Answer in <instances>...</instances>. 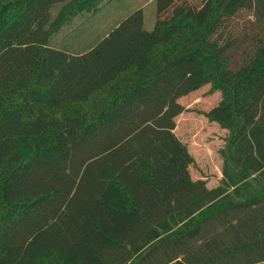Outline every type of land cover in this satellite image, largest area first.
<instances>
[{
    "label": "trees",
    "instance_id": "obj_1",
    "mask_svg": "<svg viewBox=\"0 0 264 264\" xmlns=\"http://www.w3.org/2000/svg\"><path fill=\"white\" fill-rule=\"evenodd\" d=\"M102 0H0V264H264V0H156L90 48ZM210 83L221 178L193 179L178 98Z\"/></svg>",
    "mask_w": 264,
    "mask_h": 264
},
{
    "label": "rangeland",
    "instance_id": "obj_2",
    "mask_svg": "<svg viewBox=\"0 0 264 264\" xmlns=\"http://www.w3.org/2000/svg\"><path fill=\"white\" fill-rule=\"evenodd\" d=\"M155 5L156 0H102L96 9L79 12L63 23L49 43L70 52L84 51L138 7L143 9L144 27L151 28ZM220 97L219 90L204 83L178 98L184 110L175 117L174 132L194 156L191 173L203 175L210 186L220 180L223 160L220 150L227 134V129L208 115Z\"/></svg>",
    "mask_w": 264,
    "mask_h": 264
},
{
    "label": "crops",
    "instance_id": "obj_3",
    "mask_svg": "<svg viewBox=\"0 0 264 264\" xmlns=\"http://www.w3.org/2000/svg\"><path fill=\"white\" fill-rule=\"evenodd\" d=\"M68 51V50H67ZM70 52V51H69ZM72 53H75V52H72ZM176 127V126H175ZM175 129V128H174ZM182 140V139H181ZM183 141V140H182ZM184 142V141H183ZM188 148H189V146H188ZM188 151L190 152V154L193 156V154L191 153V150H189L188 149ZM194 157V156H193ZM194 161V160H193ZM193 163V162H192ZM191 163V164H192ZM191 164L189 165V171H190V175H191V177L193 178V179H196V178H203V179H205V177L203 176V175H193V173H191ZM221 175H222V172H221ZM220 178H221V176H219ZM219 178V179H220ZM206 180V179H205ZM220 181V180H219ZM206 184L208 185V183H207V181H206ZM218 184V183H217ZM214 185H216V184H213V185H211V186H214ZM208 186H210V185H208Z\"/></svg>",
    "mask_w": 264,
    "mask_h": 264
}]
</instances>
